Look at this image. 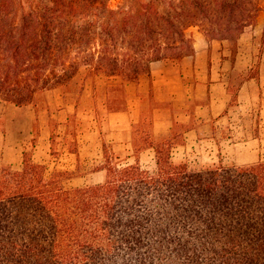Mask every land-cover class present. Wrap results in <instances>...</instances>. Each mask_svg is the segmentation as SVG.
Listing matches in <instances>:
<instances>
[{
    "label": "trees",
    "instance_id": "16d2710c",
    "mask_svg": "<svg viewBox=\"0 0 264 264\" xmlns=\"http://www.w3.org/2000/svg\"><path fill=\"white\" fill-rule=\"evenodd\" d=\"M246 10L236 0L167 12L148 3L106 10L104 22L70 24L61 20L77 12L70 2L27 10L0 0V100L24 106L41 91L70 88L83 66L138 80L154 61L193 53L192 24L245 27L226 16ZM106 104L125 109V92ZM144 118L142 111L133 125L134 163H116L103 145L101 183L67 187L62 173L48 176L28 153L21 169L0 168V264H264V160L191 169L174 160L173 134L136 132L149 124ZM151 147L153 172L137 156Z\"/></svg>",
    "mask_w": 264,
    "mask_h": 264
},
{
    "label": "rangeland",
    "instance_id": "374dc122",
    "mask_svg": "<svg viewBox=\"0 0 264 264\" xmlns=\"http://www.w3.org/2000/svg\"><path fill=\"white\" fill-rule=\"evenodd\" d=\"M218 1L223 0H15L17 3H22L27 10L32 4L40 3L53 7L58 2H70L77 12L68 13L66 17L61 18L62 21L67 20L70 24H83L95 20L104 22L110 16L106 10L135 12L148 3L153 8L167 12L180 3H185L192 8L198 4L201 6L218 4ZM236 1L239 6L247 10L235 14L228 11L226 18L231 19L233 23L240 20L247 24L245 27L237 28L233 25L231 30L227 31L218 24L217 19L212 27L209 24L213 21L206 19L205 25L208 23V26L205 28L197 21L186 30L192 50L195 49L196 44L198 46L200 38L203 41L204 38L208 40L203 44H208L210 49L221 50L222 56H218L217 59H221V68L225 73L228 109L209 121L198 123L197 117L201 114V107L209 103L208 97L185 99L178 107H174L166 92L152 89L150 96L146 97L143 104L146 109L144 119L149 124L156 116L171 115L174 118V126L168 133L175 137L173 158L185 161L194 170L218 164L221 160L225 164L235 165H250L264 160V74L260 80L261 70L264 69V0ZM196 14L198 18L202 17L198 12ZM209 28H218V31H209ZM106 77L101 72L83 66L76 82L70 88H52L57 90L58 96H61L59 99L62 98L68 105L75 107L73 112L68 111V108L62 111L52 109V112L50 111L48 98L51 97L48 91L52 89L39 92L34 101L27 104L37 108L38 116L33 134L35 138L22 146L21 168L24 153H28L35 162L46 166L48 176L60 172L63 174L62 179L67 187H81L86 184H98L104 180L105 172L97 171V168L105 161L103 145L112 152L116 163L125 165L135 162L136 153L127 141V131L115 129L114 125L107 120L108 107L102 99L104 93L114 98L121 90L125 92L124 83L121 82L123 80L120 77L113 79L109 77L106 79ZM251 78H254L252 80L253 95H248L249 89L242 87ZM111 88H117L120 91H112ZM149 101L150 103L147 104ZM13 105L0 100V116H2L0 129L5 130L9 126V119L15 115V113L3 115L4 108ZM110 106L115 107L116 104ZM148 107L150 112H147ZM94 109L97 110L96 114H93ZM156 110L160 111L156 113ZM149 124H145L143 132L140 130L136 132L154 134L153 124L148 126ZM45 125L50 128L52 134L50 150L47 149L45 157L35 156L33 147L36 136L41 134L42 127L44 128ZM194 125L199 128L198 138L190 139V135L186 134V136L185 131ZM85 134L88 139L87 144L82 143ZM137 156L144 169L155 171L157 165L154 151L146 150ZM10 160H13V164L16 163L14 155H11ZM4 166L12 167L10 161L3 159L0 155V168Z\"/></svg>",
    "mask_w": 264,
    "mask_h": 264
},
{
    "label": "crops",
    "instance_id": "0c3cea01",
    "mask_svg": "<svg viewBox=\"0 0 264 264\" xmlns=\"http://www.w3.org/2000/svg\"><path fill=\"white\" fill-rule=\"evenodd\" d=\"M207 39L204 41L200 38L192 54L187 55L179 60H158L154 61L150 65V71L146 74H142L138 80L135 81H121L124 83L127 106L123 110L109 111L107 108V120L114 125L115 129L126 130L128 133L127 141L132 147L133 140V125L138 123L142 118V111L146 112L143 107L144 100L150 96L152 89L166 92L168 98L174 107H178L185 99H191L194 97H208L209 103L202 108L201 114L197 117L199 121H209L212 117L221 115L226 109H228V88L225 84V73L221 68V59L217 57L222 56L220 49H210L207 43ZM227 60V59H226ZM264 74V69L261 70L260 80ZM113 79L114 77H110ZM109 78V79H110ZM108 79V77H106ZM117 79V78H116ZM251 78L246 82L243 89H249L248 95H253L252 80ZM110 81V80H109ZM119 80H117L118 82ZM48 108L52 110H65L73 112L74 106L68 105L64 99H59L57 90L52 89L48 91ZM58 96V97H57ZM108 94L104 93L102 97L104 103ZM150 101L147 103L149 104ZM105 106V105H104ZM12 107V108H11ZM52 109V110H51ZM37 108L32 105L24 106H7L4 108L3 115L15 113L8 121V127L0 129V155L3 159L10 161L12 169H21V156L23 154L22 146L24 143L31 141L35 138L34 130L36 126ZM12 111V112H11ZM160 110H156V113ZM9 112V113H8ZM147 112H150L148 107ZM93 114H96L94 109ZM2 117V116H0ZM1 119V118H0ZM204 119V120H203ZM174 118L169 115L167 117L156 116L153 119V131L155 135H165L172 131L174 126ZM48 124V123H47ZM189 134L190 139L193 137L198 138L199 128L196 125L189 127L188 131H185V135ZM51 130L48 126L42 127L41 134L36 136L34 145L35 156H46L47 151L50 150L51 145ZM187 136V135H186ZM84 135L83 142L87 144L88 139ZM115 138V136H113ZM86 139V142H85ZM117 141V138H116ZM48 149V150H47ZM146 150H152L154 148H148ZM142 151L140 154H142ZM11 155L16 158V163L13 164ZM18 161V163H17ZM15 168V166H17ZM103 172V171H98Z\"/></svg>",
    "mask_w": 264,
    "mask_h": 264
}]
</instances>
